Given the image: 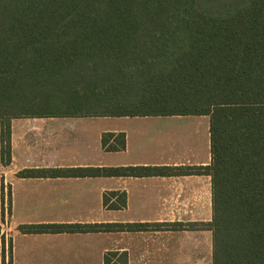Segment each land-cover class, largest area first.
<instances>
[{
    "label": "trees",
    "instance_id": "1",
    "mask_svg": "<svg viewBox=\"0 0 264 264\" xmlns=\"http://www.w3.org/2000/svg\"><path fill=\"white\" fill-rule=\"evenodd\" d=\"M190 115L210 118L209 167L54 169L19 176L208 174L213 264H264V0H0L3 164L11 161L16 118ZM102 145L107 152L123 151L125 134L107 133ZM104 204L125 209L126 193L107 192ZM9 206L11 211V199ZM146 226L20 231L112 233ZM113 257L107 253L105 264Z\"/></svg>",
    "mask_w": 264,
    "mask_h": 264
},
{
    "label": "crops",
    "instance_id": "2",
    "mask_svg": "<svg viewBox=\"0 0 264 264\" xmlns=\"http://www.w3.org/2000/svg\"><path fill=\"white\" fill-rule=\"evenodd\" d=\"M1 132L0 121V264H52L53 244L68 245L75 264H105L110 252L113 264H213L208 174L19 176L54 169L206 168L212 163L208 116L16 118L8 164L1 159ZM107 133L125 134L126 149L107 152L102 145ZM107 192L126 193V208L108 210ZM103 224L147 226L112 233L20 231L23 226Z\"/></svg>",
    "mask_w": 264,
    "mask_h": 264
},
{
    "label": "rangeland",
    "instance_id": "3",
    "mask_svg": "<svg viewBox=\"0 0 264 264\" xmlns=\"http://www.w3.org/2000/svg\"><path fill=\"white\" fill-rule=\"evenodd\" d=\"M60 249L59 251H57ZM68 245L63 244L60 245L58 248L53 244V263L52 264H75L69 259L73 257V254L71 252L68 253Z\"/></svg>",
    "mask_w": 264,
    "mask_h": 264
}]
</instances>
